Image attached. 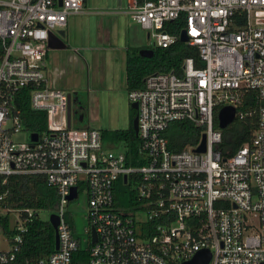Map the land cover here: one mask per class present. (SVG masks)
<instances>
[{"label":"built area","instance_id":"1","mask_svg":"<svg viewBox=\"0 0 264 264\" xmlns=\"http://www.w3.org/2000/svg\"><path fill=\"white\" fill-rule=\"evenodd\" d=\"M83 2L0 0V175H42L57 195L58 246L23 264H71L80 243L64 209L81 182L88 197L87 264H181L205 249L206 264H264V0H129L128 13L146 31L150 49L174 44L182 31V42L197 49L180 73H150L128 91L137 104L139 164L104 149L99 130L68 126L67 93L44 72L50 36L82 12ZM179 18L182 29L169 32L166 24ZM23 87L30 107L45 112L46 125L36 140L15 142L12 134L23 130L15 96ZM248 91L259 101L257 127L229 153L214 116L226 105L234 117L250 115L241 109ZM176 120L200 129L196 144L168 148L163 132ZM202 135L205 148L194 151ZM117 186L135 191L143 219L118 206ZM33 213L12 207L0 192V216L10 217L12 232L0 264L15 259Z\"/></svg>","mask_w":264,"mask_h":264},{"label":"rangeland","instance_id":"2","mask_svg":"<svg viewBox=\"0 0 264 264\" xmlns=\"http://www.w3.org/2000/svg\"><path fill=\"white\" fill-rule=\"evenodd\" d=\"M129 8V0H85L83 13L68 19L71 24L62 37L66 47L48 49L43 66L49 84L72 95L76 91L81 100L78 104L83 105L82 120L77 121L72 116L73 126L88 125L110 131L131 124L134 108L128 98L123 55L125 49L132 51L146 46L148 40L146 31L131 19ZM12 138L15 142L27 141V131L15 132ZM103 142L106 150L124 152V147L117 145L110 134L105 135ZM115 193L121 209L132 212L136 218H144L143 211L122 186H117ZM87 201L86 186L81 182L77 197L69 200L64 209L65 220L73 227L72 233L79 239L82 249L89 240L85 232ZM51 213L40 210L38 217L48 220ZM7 246L6 237L0 234V249Z\"/></svg>","mask_w":264,"mask_h":264},{"label":"trees","instance_id":"3","mask_svg":"<svg viewBox=\"0 0 264 264\" xmlns=\"http://www.w3.org/2000/svg\"><path fill=\"white\" fill-rule=\"evenodd\" d=\"M183 27V20L179 18L168 22L166 28L169 32L178 34ZM149 48V47H148ZM135 48L129 51L126 59V87L127 90L142 87L143 79L153 72L174 71L180 73L184 58L196 56L197 49L194 46L177 40L166 48H153V55L143 57ZM199 64V63H198ZM257 100L254 91H248L244 95L241 109L252 111L250 115L239 118L236 116L231 123L221 129L224 150L233 153L242 144L249 142L252 132L257 127ZM15 106L19 109L23 129L31 134H40L46 125V114L42 110H34L29 103V87L21 88L15 96ZM136 115V110L132 118ZM214 127L218 128L217 117L214 116ZM110 134L117 145L124 147L126 157H132L131 164H139L134 159L137 157L138 139L132 125L125 129H115L102 132V139ZM167 138L168 148L173 151L183 149L187 144L194 145L200 137V129L187 120L171 122L163 132ZM227 152V151H226ZM130 193V199H135V191L130 187H123ZM7 192V200L12 207H25L34 210L32 220L27 223V231L23 236V243L16 253L15 259L10 264H23L26 260L45 257L54 251V230L48 220L38 217L40 210L54 212L57 207V195L55 188L48 186L44 176L38 174H12L7 177L0 175V192ZM0 225L5 237L12 235L10 231V217L0 216ZM71 226V225H70ZM73 229V227L71 226ZM152 233V232H150ZM88 251L81 246L72 254L71 264H87Z\"/></svg>","mask_w":264,"mask_h":264},{"label":"water","instance_id":"4","mask_svg":"<svg viewBox=\"0 0 264 264\" xmlns=\"http://www.w3.org/2000/svg\"><path fill=\"white\" fill-rule=\"evenodd\" d=\"M64 36V31H59L58 35H51L48 41V45L50 48H62L64 47V43L62 41V37ZM180 41H185L186 36L184 32L182 31L180 34ZM139 55L143 57H150L153 55V49L150 48H142L139 50ZM67 100V124L68 126L71 124L72 119V105H73V98L70 93H67L66 95ZM131 106L136 109L137 104L135 102L131 103ZM235 114V109L232 106L226 105L219 109L217 113V123L219 128H224L227 126L230 122L233 121ZM132 127L134 130L135 135H137V115H135L132 119ZM37 135L36 134H30L28 136L29 140H36ZM205 148V141H204V135H202L201 142L199 146H197L194 151L200 152L203 151ZM76 197V188L73 187L71 189L70 194L68 195V199L71 200ZM49 222L54 230V247L55 249L58 246V234H57V224H58V218L54 213H51L49 215ZM91 236L92 241L96 240V236L93 230H91ZM209 259V252L207 249L198 252L192 259L189 261L183 262L181 264H206Z\"/></svg>","mask_w":264,"mask_h":264},{"label":"crops","instance_id":"5","mask_svg":"<svg viewBox=\"0 0 264 264\" xmlns=\"http://www.w3.org/2000/svg\"><path fill=\"white\" fill-rule=\"evenodd\" d=\"M84 2H85V0H84ZM84 2H83V7H84ZM80 13H83V10H82V12H80ZM80 13H75V14H70L68 17H67V19H66V26H65V29L64 30H62V31H64V36L66 35V31L68 30V28H69V25L71 24V21H69L68 19H69V17H72V16H74V15H77V14H80ZM64 47H66V46H64ZM63 48V47H62ZM140 49H142V48H148V46L146 45V46H143V47H139ZM59 49H61V48H59ZM139 49V50H140ZM139 50H138V53H139ZM129 49L127 48V49H125V53H124V55H123V57H124V61H125V65H124V77H125V83H126V59H127V55H128V53H129ZM45 58H48V51H47V54H46V56H45ZM44 58V59H45ZM45 67V66H44ZM44 72H45V69H44ZM46 77H47V75H46ZM48 79V78H47ZM143 85V84H142ZM53 87V86H52ZM54 88V87H53ZM56 89H59V88H56ZM59 90H62V89H59ZM62 91H64V90H62ZM129 91V90H128ZM65 92V91H64ZM66 93V92H65ZM71 96H72V98H73V105H75V107H77V106H79V104L78 103H81V100H80V97H79V94L75 91L74 92V94L72 95L71 94ZM88 100H89V98H90V95H88ZM79 99V100H78ZM94 99H98V98H94ZM80 101V102H79ZM81 107V115L80 116H74L73 118H75L77 121H81L82 120V117H83V115H84V112L82 111L83 110V105L82 106H80ZM130 125H132V119H131V124ZM129 125V126H130ZM76 127H87V128H89V126L88 125H86V126H77V125H75ZM128 126V127H129ZM127 127V128H128ZM125 129V128H124ZM100 132H101V134H102V132H104V131H106V130H99ZM110 131H112V130H110ZM102 136V135H101ZM103 139H102V147H103ZM104 148V147H103ZM105 149V148H104ZM125 153V152H124Z\"/></svg>","mask_w":264,"mask_h":264},{"label":"flooded vegetation","instance_id":"6","mask_svg":"<svg viewBox=\"0 0 264 264\" xmlns=\"http://www.w3.org/2000/svg\"><path fill=\"white\" fill-rule=\"evenodd\" d=\"M80 115H81V107L80 106L75 107V105H73L72 116H80Z\"/></svg>","mask_w":264,"mask_h":264}]
</instances>
